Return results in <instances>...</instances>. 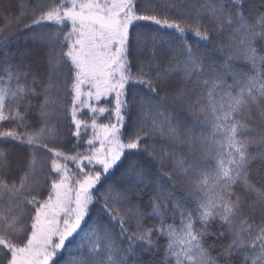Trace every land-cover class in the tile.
I'll return each mask as SVG.
<instances>
[{
    "label": "snow or ice",
    "instance_id": "snow-or-ice-1",
    "mask_svg": "<svg viewBox=\"0 0 264 264\" xmlns=\"http://www.w3.org/2000/svg\"><path fill=\"white\" fill-rule=\"evenodd\" d=\"M3 5L0 264H264V0Z\"/></svg>",
    "mask_w": 264,
    "mask_h": 264
},
{
    "label": "trees",
    "instance_id": "trees-1",
    "mask_svg": "<svg viewBox=\"0 0 264 264\" xmlns=\"http://www.w3.org/2000/svg\"><path fill=\"white\" fill-rule=\"evenodd\" d=\"M9 4L14 7L16 0H4V8H7ZM2 23L3 21L0 20V24ZM5 44L6 47H0V65H3L5 60L18 62L22 58L27 62V60L30 59L28 54L35 51V46L31 40V33L27 32L22 25L19 29L13 25L9 33V38L6 39ZM20 155H22V153L18 150L13 152V157ZM67 255V253H64L62 264L63 260L67 259Z\"/></svg>",
    "mask_w": 264,
    "mask_h": 264
}]
</instances>
